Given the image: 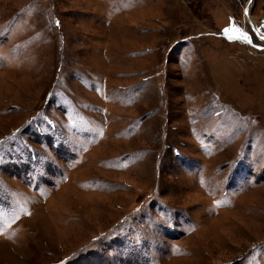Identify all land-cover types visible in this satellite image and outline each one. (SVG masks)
I'll return each mask as SVG.
<instances>
[{
    "label": "rangeland",
    "instance_id": "rangeland-1",
    "mask_svg": "<svg viewBox=\"0 0 264 264\" xmlns=\"http://www.w3.org/2000/svg\"><path fill=\"white\" fill-rule=\"evenodd\" d=\"M261 37L264 0H0V264H264Z\"/></svg>",
    "mask_w": 264,
    "mask_h": 264
},
{
    "label": "snow or ice",
    "instance_id": "snow-or-ice-1",
    "mask_svg": "<svg viewBox=\"0 0 264 264\" xmlns=\"http://www.w3.org/2000/svg\"><path fill=\"white\" fill-rule=\"evenodd\" d=\"M230 31H237V30H236V29H232V30L226 29V30H225V33L227 34V33H229ZM228 38H229L230 40H237V39H239V40H241L242 42H250V41L248 40L247 35L244 34V33H242V32H241V35H240L239 37L228 36Z\"/></svg>",
    "mask_w": 264,
    "mask_h": 264
},
{
    "label": "water",
    "instance_id": "water-1",
    "mask_svg": "<svg viewBox=\"0 0 264 264\" xmlns=\"http://www.w3.org/2000/svg\"><path fill=\"white\" fill-rule=\"evenodd\" d=\"M244 13H245V15L247 16V18L249 19V9H248V7H245V9H244ZM254 32L257 34L256 31H254ZM260 39H263V38H260Z\"/></svg>",
    "mask_w": 264,
    "mask_h": 264
},
{
    "label": "bare ground",
    "instance_id": "bare-ground-1",
    "mask_svg": "<svg viewBox=\"0 0 264 264\" xmlns=\"http://www.w3.org/2000/svg\"><path fill=\"white\" fill-rule=\"evenodd\" d=\"M262 38V37H261ZM263 40H264V37H263Z\"/></svg>",
    "mask_w": 264,
    "mask_h": 264
}]
</instances>
